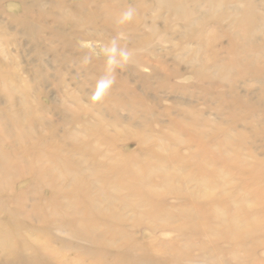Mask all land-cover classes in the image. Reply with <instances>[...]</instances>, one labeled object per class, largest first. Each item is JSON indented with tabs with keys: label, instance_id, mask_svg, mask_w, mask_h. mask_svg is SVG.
<instances>
[{
	"label": "bare ground",
	"instance_id": "1",
	"mask_svg": "<svg viewBox=\"0 0 264 264\" xmlns=\"http://www.w3.org/2000/svg\"><path fill=\"white\" fill-rule=\"evenodd\" d=\"M20 2L23 13L16 24L20 32L38 45L43 41L41 31L46 27L37 28L32 3ZM59 4L70 2L59 0ZM79 4H89L91 10L75 18L74 29L85 21L96 25L101 7L114 6L115 19L126 15L128 9L123 4H139L141 8L139 13L143 16L139 15L132 26L135 34L147 22L152 35L161 34L167 41L169 34L182 33L173 25L185 20L182 28L187 29L189 38L183 40L197 44L194 48L189 43L182 47L192 55V63H197L199 51L208 47V40L204 39L207 29L211 27L214 32L225 26L222 34H214L211 41L215 49L228 53L233 60L219 66L224 70L240 66V75L253 70L255 78L264 73L259 65L264 62V0H80ZM206 5L208 10L204 11ZM44 12L46 16L53 15L51 10ZM68 12L65 6L61 13L68 15ZM122 32L125 34L126 29ZM128 36L134 38V34ZM220 37L227 38L228 45H217ZM2 66L0 60V82L11 96L13 107L0 108V264H253L257 261L255 257L250 260L252 254L241 255L250 242L264 243V216H261L264 159L249 161L241 155L238 148H242L241 140L234 132L226 131L218 146H212V142L203 141L211 134L206 131L210 120L191 117L180 122L181 125L174 124L179 133L189 130L193 133L191 138L198 141L186 156L170 159L152 148L144 151L150 152L148 155L120 152L122 159H115L87 142L75 141L86 128V131L97 130L100 136L97 140L111 146V140L101 139L107 136L100 127L103 125L91 126L95 114L89 109L80 112L90 117L89 120L80 122L78 117L66 120L65 141L60 137L57 140L59 124L53 121L47 127L50 135L42 133L40 126H48L49 122L43 116H32L31 86L18 87L16 80L5 77ZM110 76L113 77L112 73ZM99 95L98 103H102ZM19 105L22 110L15 111ZM68 112L69 108L63 111ZM233 168L239 169L244 178L247 176L249 183L236 178ZM169 194L173 195L172 206L167 202ZM166 232L171 234L168 239L162 236Z\"/></svg>",
	"mask_w": 264,
	"mask_h": 264
},
{
	"label": "rangeland",
	"instance_id": "2",
	"mask_svg": "<svg viewBox=\"0 0 264 264\" xmlns=\"http://www.w3.org/2000/svg\"><path fill=\"white\" fill-rule=\"evenodd\" d=\"M68 1L70 4L63 5L59 4V0H27L32 3L30 5L34 11L37 28L46 27L41 31L43 41L36 45L27 34L20 32V27L16 24V20L20 19L23 13L20 0H0V9L3 10L0 14L2 70L6 78L16 80L18 87L31 86L29 101L33 108L32 116L35 118L43 116L49 122L48 126H40L42 133L50 135V129L47 127H51L50 122L53 121L59 124L57 140L61 138V141H65L66 120L76 117L80 122L89 120L90 117L80 113L83 109H89L95 114L91 126L102 124L103 126L100 127L104 128L108 137L103 135L101 139L111 140V146L97 140L98 137L100 138L97 130L86 131V128L75 140L81 141L79 144L87 142L104 153L114 155L115 159H122L120 152L148 155L150 152L144 151L152 148L163 157L179 159L193 151L198 141L191 138L193 133L189 130L179 133L174 129V124L181 125L191 117H199L211 122L206 129L211 134L203 138L204 142H212V146H218L223 140L224 133L231 131L241 140L242 148L238 146L241 155L249 161L264 159L262 147L264 146L262 142L264 141V125H262L264 124V73L262 77L255 78L253 70L240 75V66H232L227 70L219 66L223 62L233 60L228 53L215 49L211 41L214 34H222L225 26L214 32L211 27L207 29L204 39L206 42L208 40V47L199 51L200 62L192 63V55L182 47L189 43V46L194 48L197 44L189 39L183 40L189 38L187 29L182 28L186 23L185 20L173 25L176 31L182 33L169 34L167 41L161 34L152 35L149 27H146L149 25L147 22L139 24L140 30L135 34L132 26L139 15L143 16L140 14L141 8L139 4H123L128 9L126 15L122 14L120 18L115 19L114 6L101 7L103 9H99L98 21L94 25L96 27L91 23L86 24L85 21L86 23L80 26L82 28L74 29L72 22H75V18L79 14L90 13L91 8L89 4H79L80 0ZM65 6L69 9L68 15L61 13ZM46 10H51L53 15L46 16L44 12ZM203 10H208V6H204ZM153 15L154 13L151 16ZM165 16L167 17L168 13ZM161 24L158 21L157 25L160 28ZM45 25H48L49 29ZM122 29L124 31L126 29V35ZM119 31L122 33L120 34ZM127 31L129 34H134V38L131 39ZM227 42L229 43L227 38L220 37L216 43L221 46L228 45ZM259 65H262L264 72V62ZM111 73L113 77L110 76ZM98 94L102 96V103H98ZM12 105L11 96L0 82V108L13 107ZM68 108L69 112L63 113L64 109ZM14 110L21 111L22 107L19 105ZM232 121L238 122L232 123ZM216 125L222 129H217ZM164 133L168 134L167 137ZM179 137L181 140H178ZM92 138L96 140L92 141ZM233 171L234 176L240 178V181L243 178L241 182L249 183L248 177L241 176L239 169L233 168ZM171 195H168L167 202L172 206L174 200ZM257 208L261 210L260 206ZM261 216H264L263 211ZM162 236L168 239L171 234L166 232ZM250 254H252L250 260L254 257L257 259L253 264H264V243L250 242L241 256L247 257Z\"/></svg>",
	"mask_w": 264,
	"mask_h": 264
}]
</instances>
